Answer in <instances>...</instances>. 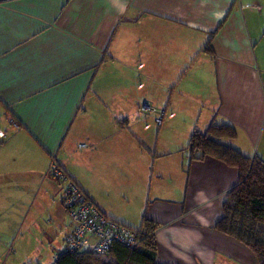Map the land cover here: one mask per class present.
I'll use <instances>...</instances> for the list:
<instances>
[{
	"label": "crops",
	"instance_id": "obj_1",
	"mask_svg": "<svg viewBox=\"0 0 264 264\" xmlns=\"http://www.w3.org/2000/svg\"><path fill=\"white\" fill-rule=\"evenodd\" d=\"M195 101L203 131L234 127L225 145L249 156L264 141V0H0V264L65 251L53 158L109 219L157 224V263L258 264L213 228L236 168L185 147L175 164L132 129L155 118L161 136L164 110Z\"/></svg>",
	"mask_w": 264,
	"mask_h": 264
},
{
	"label": "trees",
	"instance_id": "obj_2",
	"mask_svg": "<svg viewBox=\"0 0 264 264\" xmlns=\"http://www.w3.org/2000/svg\"><path fill=\"white\" fill-rule=\"evenodd\" d=\"M208 38L203 51L212 54ZM236 131L229 124L210 123L205 131H193L185 147L189 159L212 157L236 168L238 180L222 203L221 217L214 229L247 247L258 264H264V160L258 156H245L237 149L222 143L233 139ZM157 224L142 218L137 231L138 244L128 248L114 244L112 261L90 251L68 252L59 255L54 264H159L156 261L155 230Z\"/></svg>",
	"mask_w": 264,
	"mask_h": 264
},
{
	"label": "built area",
	"instance_id": "obj_3",
	"mask_svg": "<svg viewBox=\"0 0 264 264\" xmlns=\"http://www.w3.org/2000/svg\"><path fill=\"white\" fill-rule=\"evenodd\" d=\"M48 172L61 184V203L72 224L65 236L66 251H90L108 257L114 244L137 246V231L106 217L55 158L50 161Z\"/></svg>",
	"mask_w": 264,
	"mask_h": 264
},
{
	"label": "rangeland",
	"instance_id": "obj_4",
	"mask_svg": "<svg viewBox=\"0 0 264 264\" xmlns=\"http://www.w3.org/2000/svg\"><path fill=\"white\" fill-rule=\"evenodd\" d=\"M136 82H138V80H136ZM133 85L137 86L138 84L135 83ZM163 85H166L165 82H163ZM142 86H144V83L141 81L140 87ZM204 90H207L206 96L210 98V101L216 102L214 83L208 84V87L204 88ZM203 108H201V106H199L196 101L194 103L190 102V105L188 107H186L185 105L168 106V108L164 110V115L162 118L163 130L161 136L154 133L155 130L159 127L155 118L148 117L137 119L135 120L136 124L133 125L132 129H138L142 133V139L145 145L144 148L148 149L156 144L157 152H165L169 151L170 149L176 151L177 153H175L172 157V162L175 164L177 162V164H179L181 157L183 158L184 156V151L182 148L186 147L189 131L193 129V125H196L195 127H197V129L202 132L208 123L210 112L208 111L206 106ZM159 113L160 111L158 112V114H156L157 117H159ZM2 135L3 134H0V136ZM262 142L264 141H261L259 143L258 140V142H255V144H253L249 157L259 155L256 152L260 151L262 145H264L262 144ZM167 160L170 161L171 159ZM103 259L106 261H112L111 256L103 257Z\"/></svg>",
	"mask_w": 264,
	"mask_h": 264
}]
</instances>
